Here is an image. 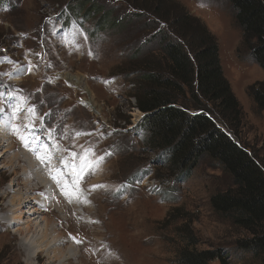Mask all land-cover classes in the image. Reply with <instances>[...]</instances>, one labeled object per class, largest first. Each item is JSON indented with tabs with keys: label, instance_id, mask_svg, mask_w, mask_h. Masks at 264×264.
I'll use <instances>...</instances> for the list:
<instances>
[{
	"label": "rangeland",
	"instance_id": "obj_1",
	"mask_svg": "<svg viewBox=\"0 0 264 264\" xmlns=\"http://www.w3.org/2000/svg\"><path fill=\"white\" fill-rule=\"evenodd\" d=\"M87 2L112 11L113 20L121 23L104 30L98 27L101 14L74 15ZM143 2L0 0V107L5 108L0 113L5 137L0 145V264H177L184 228L194 233L199 251L222 250L227 264H259L236 247L245 234L212 210L211 197L231 186L219 165L205 158L186 181L176 180L164 157L147 144L145 114L130 97L136 76L130 72L147 59V50L159 48V40L147 43L165 28L148 23L150 15L139 10ZM170 2L198 18L218 40L224 75L245 113L239 138L221 123L218 127L264 160V112L249 96L250 87L264 82V69L242 46L231 5L226 0ZM14 104L21 108L17 116L12 115ZM29 108L36 110L35 127H25L32 122ZM13 123L28 137V147ZM89 148L104 163L84 177L77 195L69 188L73 170L65 163L73 162L71 153L79 156ZM38 153L52 163H42ZM16 155H26L43 170L46 181L39 185L50 194L34 182L37 170ZM101 184L107 188L91 190ZM89 208L95 209L92 216ZM44 219L51 223L48 248L40 231L47 227ZM56 245L59 253L50 254Z\"/></svg>",
	"mask_w": 264,
	"mask_h": 264
},
{
	"label": "trees",
	"instance_id": "obj_2",
	"mask_svg": "<svg viewBox=\"0 0 264 264\" xmlns=\"http://www.w3.org/2000/svg\"><path fill=\"white\" fill-rule=\"evenodd\" d=\"M148 1L139 10L150 15L148 23L162 24L165 30L160 29L147 43L159 40V48L147 50V59L130 72L136 75L130 97L145 114L142 129L147 144L164 157L176 180L186 181L205 158L219 165L230 177L231 186L211 197L212 210L245 234L236 242L237 249L264 264V160L217 125L221 123L239 138L245 117L224 75L218 40L203 22L183 8H174L170 0ZM226 1L242 33V46L264 69V0ZM73 12L76 16L85 12V19L101 14L98 27L104 30L117 28L122 21L113 20L112 11L105 12L91 2ZM144 13L136 17L140 19ZM249 96L256 109L264 112V82L250 87ZM181 231L177 264L216 260L227 264L222 250L199 251L194 233L185 228Z\"/></svg>",
	"mask_w": 264,
	"mask_h": 264
},
{
	"label": "snow or ice",
	"instance_id": "obj_3",
	"mask_svg": "<svg viewBox=\"0 0 264 264\" xmlns=\"http://www.w3.org/2000/svg\"><path fill=\"white\" fill-rule=\"evenodd\" d=\"M5 111L4 107H0V113H3ZM21 111V108L18 105H12V115L17 116L18 113ZM31 114V123L29 125H25V127H35V119H36V110L35 108H29L27 110ZM11 127L13 130L18 134L19 138L24 142L25 147L29 146V139L25 135H20V128L16 124H12ZM30 136L33 137L32 143H37L38 142V137H35V133H30ZM77 135H80V133H77ZM40 147L43 149H47V144H40ZM38 159L41 160L42 163L49 161L50 162V156H44L40 153L37 154ZM108 155H111L109 153ZM71 156L74 158L72 163H65V168H71L72 171V184L69 185V188H75L77 190V195L79 194V186L83 182L84 177L94 175L97 171L101 170V165L104 163V157H95V152L89 148L84 150L82 153L77 156L75 152L71 153ZM95 157V159H93ZM67 160V158H66ZM57 173L60 175H63V173L60 172V169H57ZM53 179H57L56 176H53ZM59 183V180H57ZM99 188H107V185H93L91 186V190L95 191L96 189ZM71 202V201H70ZM85 203H89V201L85 198L84 199ZM77 243H80V241H77Z\"/></svg>",
	"mask_w": 264,
	"mask_h": 264
},
{
	"label": "bare ground",
	"instance_id": "obj_4",
	"mask_svg": "<svg viewBox=\"0 0 264 264\" xmlns=\"http://www.w3.org/2000/svg\"><path fill=\"white\" fill-rule=\"evenodd\" d=\"M5 140V137H4V135H1L0 134V145H2L1 144V141H4ZM11 150V149H10ZM10 150H9V148L7 149V150H5L6 152H10ZM16 158H18V159H16L18 162H20V163H24L25 165H26V163H27V165L28 166H30V165H32L31 166V168H33V170L35 171V170H37L36 172H38V174H36V176H35V181L34 182H36V184L38 185V187L39 188H43L44 187V189H45V184H43V185H39L40 184V182L41 181H46L45 180V175H43V170H41L40 168H38L37 169V167L34 165V163L31 161V159L30 158H28L26 155H20V156H18V155H16L15 156ZM20 159V160H19ZM53 160V159H52ZM48 162V161H47ZM52 162H50V164H51ZM11 165H13V161H12V163H11ZM44 165V164H43ZM45 166V165H44ZM48 169V168H47ZM23 170V169H22ZM13 174V173H12ZM39 181V182H38ZM31 187V186H30ZM35 188H33V190H34ZM46 190V192L45 193H49V191L47 190V188L45 189ZM46 194V195H47ZM50 194V193H49ZM92 194V193H91ZM80 195H81V193H80ZM81 197V196H80ZM84 197L82 196V199H83ZM64 203V202H63ZM80 203H82V202H80ZM90 204H91V202H90ZM72 205V204H71ZM74 206H75V204H74ZM72 207V206H71ZM35 208V207H34ZM74 210V209H73ZM89 210V214H90V216H92V214H93V212L95 211V209H93V208H89L88 209ZM38 211H39V213L41 214V212H40V208L38 209ZM87 211V210H86ZM31 212V211H30ZM29 212V213H30ZM32 212H33V214H39L35 209H33L32 210ZM31 212V213H32ZM75 212V211H74ZM25 214V213H24ZM74 214H76V213H74ZM76 216V215H75ZM82 216H83V214H82ZM4 219H6V217H4ZM12 219L14 220V221H16V223H17V220H18V217H16L15 216V214H14V216L12 217ZM83 219V218H82ZM76 220H77V218H76ZM83 220H85V221H87V223L88 222H92V220L89 218V217H86V218H84ZM8 221V220H7ZM44 222H46V226L47 227H44V230L43 229H41L40 231H42L43 232V237L44 236H46V238H48L49 236L48 235H50V233H51V230L49 229L50 228V225H51V223H50V221L48 220V219H44ZM84 223V222H83ZM82 223V224H83ZM86 223V222H85ZM100 224V223H99ZM85 225V224H84ZM91 225V224H90ZM89 225V226H90ZM82 226V225H81ZM88 226V225H87ZM32 229H33V225H29V223H28V227L26 228V230H28V233H30L31 231H32ZM92 231V230H91ZM49 242V238H48V240L46 239V244H45V248H48L49 247V245H50V242ZM92 242H94V241H92ZM89 244V243H88ZM61 245V244H60ZM60 245H56V246H53V247H51L50 249H49V252H50V254H51V252L53 251V250H55V251H57L58 253H59V247H60ZM97 246V245H96ZM38 247V246H37ZM98 247H99V245H98ZM43 248V246H39L38 247V249H40V250H43L42 249ZM47 250V249H46ZM94 250V249H93ZM98 250V249H97ZM43 252V251H42ZM97 252H99V251H97Z\"/></svg>",
	"mask_w": 264,
	"mask_h": 264
},
{
	"label": "water",
	"instance_id": "obj_5",
	"mask_svg": "<svg viewBox=\"0 0 264 264\" xmlns=\"http://www.w3.org/2000/svg\"><path fill=\"white\" fill-rule=\"evenodd\" d=\"M200 113V112H199Z\"/></svg>",
	"mask_w": 264,
	"mask_h": 264
}]
</instances>
